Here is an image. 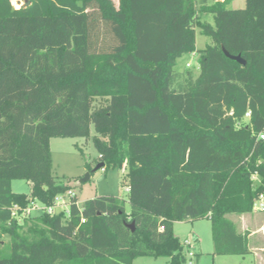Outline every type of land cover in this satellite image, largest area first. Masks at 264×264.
Returning <instances> with one entry per match:
<instances>
[{
    "label": "trees",
    "instance_id": "trees-1",
    "mask_svg": "<svg viewBox=\"0 0 264 264\" xmlns=\"http://www.w3.org/2000/svg\"><path fill=\"white\" fill-rule=\"evenodd\" d=\"M13 1L0 0V264H184L173 224L203 217L215 253H247L250 231L228 215L251 213L264 189V0ZM195 29L211 43L197 73L179 71ZM90 126L84 166L125 169L126 199L24 214L70 189L52 175L50 138ZM18 178L28 194L12 190Z\"/></svg>",
    "mask_w": 264,
    "mask_h": 264
},
{
    "label": "rangeland",
    "instance_id": "rangeland-1",
    "mask_svg": "<svg viewBox=\"0 0 264 264\" xmlns=\"http://www.w3.org/2000/svg\"><path fill=\"white\" fill-rule=\"evenodd\" d=\"M115 5L118 0H113ZM211 3L213 0H208ZM14 5L19 6L24 1H13ZM245 6V0H230L227 8H242ZM202 19L213 23V16L208 13H202ZM195 55L181 56L175 65V69L183 71L185 68L197 73V61L201 50L206 44L211 43V39L200 33L199 29H195ZM107 39V40H106ZM106 42L109 43V38L106 36ZM105 42V43H106ZM189 63V66L186 65ZM95 130L90 126V133L87 137L72 136L62 137L53 136L49 140V148L52 157V175L61 183L68 184L70 189L75 192L77 203L81 205L83 201L99 195H114L126 199V179L123 177L125 169H110L105 172L102 169L93 171L88 180L80 182L82 177L87 173L85 163L92 161L97 156V150L92 143V135ZM93 163L91 162V165ZM10 186L14 192L29 193L31 186L24 179H12ZM34 203L43 206L38 201ZM125 210H129V205L126 202ZM39 211H32L31 215H36ZM253 214L246 215L245 224L238 221L237 214L228 215L237 222L238 228H248L254 230V236L250 239L251 248L258 253L259 264H264V213L251 212ZM243 225H242V224ZM258 224L261 229H257ZM242 226V227H241ZM173 233L178 236L181 241L185 238L190 240V245L183 246V253L186 255L184 264H258L255 261L253 253L241 254H217L214 251L213 236H211V220L208 217H203L198 220H185L174 222ZM4 240L6 238L4 237ZM191 251L192 257L188 258L187 251ZM191 260V263L188 261ZM168 257H153V256H137L133 259L132 264H167Z\"/></svg>",
    "mask_w": 264,
    "mask_h": 264
},
{
    "label": "built area",
    "instance_id": "built-area-1",
    "mask_svg": "<svg viewBox=\"0 0 264 264\" xmlns=\"http://www.w3.org/2000/svg\"><path fill=\"white\" fill-rule=\"evenodd\" d=\"M187 66H189V63H186ZM231 113V112H230ZM246 116H249V112L246 113ZM259 137L264 139V132L259 133ZM253 179L257 180L256 176H253ZM125 191H128V187H125ZM75 192L71 189L66 190L65 192L59 193L55 195L53 199V204L51 206H40L34 202H31L30 205L23 210L24 214H31L32 211H39V212H47L50 215H56L57 213L64 212V215L67 217L69 215V207L72 204L73 197H75ZM77 205V200L75 201ZM252 212H263L264 213V189L261 190L252 206ZM83 221V219H82ZM183 246L185 244L187 246L190 245V240L185 238L183 240ZM188 258L191 259L192 253L191 251H187ZM188 263H191V260L188 261Z\"/></svg>",
    "mask_w": 264,
    "mask_h": 264
},
{
    "label": "water",
    "instance_id": "water-1",
    "mask_svg": "<svg viewBox=\"0 0 264 264\" xmlns=\"http://www.w3.org/2000/svg\"><path fill=\"white\" fill-rule=\"evenodd\" d=\"M29 4H30V1L25 0L24 3L23 4H20V5L21 6H28ZM221 50L224 52V54H225L226 57H228V58H230V59H232L234 61L236 60L240 64H245V60L242 58L241 54L232 55L223 46H221ZM102 166H103L102 165V162L97 163L96 166L91 171H87L85 177H82L80 179V182H84V181L88 180L89 177H90V175H91V172L92 171H96V170L102 168ZM127 226L129 227V229H131V231H134L135 226H134V223L133 222L132 223H129Z\"/></svg>",
    "mask_w": 264,
    "mask_h": 264
},
{
    "label": "crops",
    "instance_id": "crops-1",
    "mask_svg": "<svg viewBox=\"0 0 264 264\" xmlns=\"http://www.w3.org/2000/svg\"><path fill=\"white\" fill-rule=\"evenodd\" d=\"M189 55H195V52L194 53H191V54H189ZM187 63V62H186ZM251 214H253V213H241L240 215H238V216H236L237 217V219H238V221L240 222L241 220H244V221H241L242 223H244L245 224V222H246V219H247V216L246 215H251ZM231 215H233V214H231ZM234 216H235V214H234ZM229 217V216H228ZM232 221H233V223L235 224V226H236V229H237V232H242V231H244V230H249L248 228H245V225H244V228L242 227V228H238V226H237V222H235V220L233 219V218H231V217H229ZM241 223V224H242ZM174 225V224H173ZM243 225V224H242ZM259 227H260V229L262 228L261 227V225L260 224H258V227H257V229H259ZM250 231V234H249V244H248V249H249V251L248 252H251V253H253V255H254V257H255V261L259 264V260H260V258H258V253L257 252H255L252 248H251V246H250V244H251V242H250V238L252 237V236H254V230H249ZM176 236V235H175ZM178 237V236H177Z\"/></svg>",
    "mask_w": 264,
    "mask_h": 264
}]
</instances>
